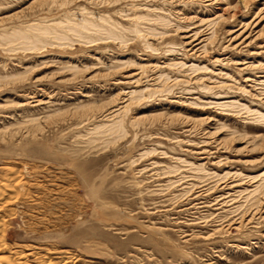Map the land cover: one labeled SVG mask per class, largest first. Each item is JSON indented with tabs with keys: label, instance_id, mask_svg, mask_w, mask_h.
Here are the masks:
<instances>
[{
	"label": "rangeland",
	"instance_id": "1",
	"mask_svg": "<svg viewBox=\"0 0 264 264\" xmlns=\"http://www.w3.org/2000/svg\"><path fill=\"white\" fill-rule=\"evenodd\" d=\"M0 187V264H264V0H0Z\"/></svg>",
	"mask_w": 264,
	"mask_h": 264
},
{
	"label": "bare ground",
	"instance_id": "2",
	"mask_svg": "<svg viewBox=\"0 0 264 264\" xmlns=\"http://www.w3.org/2000/svg\"><path fill=\"white\" fill-rule=\"evenodd\" d=\"M5 169H6V168H5ZM10 182H11V181H10ZM6 183H7V181H6ZM33 185H34V184H33ZM2 186H3V185H2ZM8 186H9V185H8ZM8 186H7V187H8ZM9 187L11 188V186H9ZM9 187H8V188H9ZM0 188H2V187H0ZM8 188H7V189L5 188V189H6V190H9ZM16 190H17V189H16ZM9 192H10V191H9ZM3 193H4L3 190H0V196L4 195V194L7 193V192H5L4 194H3ZM3 197H5V196H3ZM0 199H1V198H0ZM36 201H37V200H36ZM0 222H1V221H0ZM6 260H7V259H6Z\"/></svg>",
	"mask_w": 264,
	"mask_h": 264
}]
</instances>
